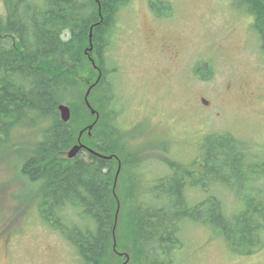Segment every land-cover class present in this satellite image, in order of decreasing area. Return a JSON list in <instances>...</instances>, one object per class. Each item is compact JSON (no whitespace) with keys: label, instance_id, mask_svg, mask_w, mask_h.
Masks as SVG:
<instances>
[{"label":"trees","instance_id":"1","mask_svg":"<svg viewBox=\"0 0 264 264\" xmlns=\"http://www.w3.org/2000/svg\"><path fill=\"white\" fill-rule=\"evenodd\" d=\"M132 1L3 0L0 152L18 128L46 124L32 148L15 150L20 174L37 187L41 222L67 242L81 264H122L125 255L126 264H170L187 223L211 229L228 251L246 256L264 242V159L246 161L255 155L243 140L228 133L207 136L191 169L171 164L172 173L157 180L151 197L139 199L136 193L139 164L117 126L115 68L108 54L118 15ZM147 3L156 17L168 16L167 1ZM232 5L252 18L264 55V0ZM200 70L193 73L209 77ZM88 88L95 115L84 102ZM59 105L69 108L68 122L60 120ZM80 132L89 150L68 159ZM235 184L240 208L229 215L212 191L231 192ZM198 190L202 199L191 201L186 191ZM71 216L75 221L69 222Z\"/></svg>","mask_w":264,"mask_h":264},{"label":"rangeland","instance_id":"2","mask_svg":"<svg viewBox=\"0 0 264 264\" xmlns=\"http://www.w3.org/2000/svg\"><path fill=\"white\" fill-rule=\"evenodd\" d=\"M162 1L171 8L160 18L147 0L128 4L118 15L108 51L117 70L112 81L117 126L139 164V199L151 197L158 179L172 173L171 164L191 169L203 140L213 134L228 133L248 144L255 156L246 161L264 159V55L252 18L232 5L236 0ZM196 67L209 77L196 76ZM44 127L18 128L0 152V264H81L67 242L41 222L37 187L20 174L15 150L32 148ZM232 189L212 191L229 215L240 208L237 185ZM196 192L186 191L193 202L202 199ZM213 234L200 225H183L170 264H264V242L241 256Z\"/></svg>","mask_w":264,"mask_h":264},{"label":"water","instance_id":"3","mask_svg":"<svg viewBox=\"0 0 264 264\" xmlns=\"http://www.w3.org/2000/svg\"><path fill=\"white\" fill-rule=\"evenodd\" d=\"M91 37V29L89 30V38ZM90 51V48L88 49ZM91 64L93 66V68H96L95 64H94V61L91 59ZM89 90L90 88H88V90L86 91V94H85V97H84V102L87 106V108L90 110V113L92 115H95V111L90 107L88 101H87V96L89 94ZM58 111H59V117H60V120L62 122H68V120L70 119V110L69 108L66 106V105H59L58 106ZM91 130V126L88 127V134ZM81 136V132L78 134V140H77V144L74 145L73 147L70 148V150H68L67 154H66V157L68 159H72L76 156V154L79 152V150L81 149H88L86 146H84L83 144L80 143L79 141V138ZM89 150V149H88ZM108 159H111L110 157ZM119 164H118V169H117V172H116V176H115V181L117 179V175L119 173ZM114 186H115V183H114ZM118 213V210L116 211V214ZM115 240H114V237H113V249H115ZM125 257L127 258L126 261L123 263V264H126L127 263V260H128V256L125 255Z\"/></svg>","mask_w":264,"mask_h":264},{"label":"flooded vegetation","instance_id":"4","mask_svg":"<svg viewBox=\"0 0 264 264\" xmlns=\"http://www.w3.org/2000/svg\"><path fill=\"white\" fill-rule=\"evenodd\" d=\"M166 42H168V41H166ZM163 43H165V42H163ZM158 51H159L158 53L160 54L161 51H160V50H158ZM160 55H161V54H160ZM161 56H162V55H161ZM165 57H169L168 60H173V59H174V58H170V57H171V54H169V53H167V52H166V54H165ZM165 57H164V58H165ZM165 59H166V58H165Z\"/></svg>","mask_w":264,"mask_h":264}]
</instances>
